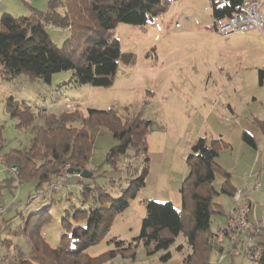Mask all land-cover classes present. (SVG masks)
Segmentation results:
<instances>
[{"label": "rangeland", "instance_id": "obj_1", "mask_svg": "<svg viewBox=\"0 0 264 264\" xmlns=\"http://www.w3.org/2000/svg\"><path fill=\"white\" fill-rule=\"evenodd\" d=\"M261 13L264 19V5ZM181 17L190 20V23H184L186 30L175 29V23ZM192 27L201 28V31L187 36ZM49 32L59 47L69 37V32L65 30L50 28ZM113 33L121 43L123 57L119 63L118 76L109 88L74 86L70 83L71 71L53 75L50 83L30 79L27 75L14 81L0 78L2 157L12 150L27 151L34 136L31 128H19V120L7 111L6 104L11 97L26 103L37 115L70 111L87 115L89 110H97L116 111L119 116H128L139 112L151 122L146 140L147 152L137 153L130 149L119 159L118 169L106 162L107 154L115 146L112 131L105 126H97L98 130L94 131L95 148L87 169L92 177L71 175L67 167L65 172L56 177L58 181L59 177L61 181L65 179L63 192L58 191L54 195L55 202L47 213H37L31 217L32 212L51 203L49 199L43 203L42 197L29 201L36 194L34 183L22 182L20 189L15 185L5 191L0 203L7 210L5 221L11 230L7 227L0 234L3 240L9 237L11 242L2 243L0 250L7 258L3 259L7 264L19 259V255L26 258L29 246L23 230L28 220L36 225L42 222V236L52 247L57 248L62 236L68 232L63 226V219L67 218V223L75 227L86 225L87 220H76L74 215L82 206L85 209L99 208L102 204L99 194L104 189L113 199L120 198L131 183V162L136 169L132 176L134 180L147 169L146 186L138 191L136 198L123 212L116 214L110 231L102 241L88 248L90 256L117 249L114 239L132 242L140 237L146 215L145 202L172 201L180 209V189L173 186L169 188L170 195L160 196L158 193V190H164L167 194L165 182L177 179V176L173 173V176H152L155 172L169 171L170 168L178 173L184 169L186 152L180 139L185 142L183 146L187 144L188 147L200 138L209 141L222 139L231 143L228 152H238L243 131H247L256 139L258 146V150H250L259 151L264 159V84L259 79V70H264V34L261 31L220 35L214 29L211 0H170L168 9L149 19L145 26L119 24ZM41 118L39 116L37 121ZM165 126L169 128L166 152L162 150L164 137H156L155 133ZM151 132L154 133L151 135ZM174 140H177L180 149L175 150ZM190 152L188 150L187 155ZM223 159L226 161L228 158L225 156ZM7 166L9 164L5 159V164H0V179L5 180L10 176L15 179ZM259 178L248 189L255 183L259 185L262 192L253 194L256 199L252 201L253 207L258 206L259 213L264 216V183ZM111 180L114 182L111 183ZM223 181L224 178L217 176L214 183L216 189H220ZM84 185H91V194L85 195ZM97 186L100 190L96 189ZM222 201L230 203L232 199L226 195L216 199L218 203ZM223 223L224 218L215 214L212 230L217 231ZM0 225H3V216ZM260 237L256 236L257 239ZM170 252L171 258L163 261L165 251L149 254L144 243H141L134 251V258L118 255L109 264H184V258L191 253V249L183 233L176 238ZM211 262L250 264L244 254L231 256L227 252L221 255L216 249L211 254Z\"/></svg>", "mask_w": 264, "mask_h": 264}, {"label": "trees", "instance_id": "obj_2", "mask_svg": "<svg viewBox=\"0 0 264 264\" xmlns=\"http://www.w3.org/2000/svg\"><path fill=\"white\" fill-rule=\"evenodd\" d=\"M228 1L230 5L219 6L211 0L214 18L231 17L249 3V0ZM253 1L256 0L250 2ZM169 5L170 0H50L45 11H36L32 16L15 17L5 13L0 18V78L14 81L27 75L30 79L50 83L53 75L71 71L70 83L74 86L109 88L114 84L123 57L121 43L113 33L115 28L119 24L145 26L149 19L164 13ZM50 28L69 32L62 47L53 42ZM259 79L264 84L263 69L259 70ZM6 108L12 117L19 120L18 127L31 128L34 136L27 151L12 150L4 154L3 159L10 167L18 168V185L22 182L35 184L36 194L29 201L42 197L43 203L46 199L51 202L32 212L31 217L47 213L55 202L54 195L58 191L63 192L64 180L60 182L56 177L67 167L81 171L89 168L97 126L109 128L115 140V146L106 157L110 166L118 169L119 159L130 149L137 153L147 152L146 140L151 122L139 112L128 116H119L116 111L97 110H89L87 115L77 111L37 115L26 103L13 97L8 99ZM39 116L42 118L37 121ZM242 139L257 149L252 134L244 131ZM1 142L0 137V152L3 148ZM227 146L228 143L222 139L209 141L200 138L194 143L186 160L189 173L180 189L181 209L178 210L171 202H145L142 231L140 237L132 242L114 239L117 249L98 256L87 253L88 248L100 243L110 231L116 214L123 212L138 191L146 186L147 169L134 180L132 176L136 169L131 162V183L123 195L113 199L104 189L99 194L102 202L99 208L85 209L82 206L74 218L87 220L86 225L75 227L67 223V218L63 219L68 232L62 236L57 248L42 236V222L36 225L28 220L23 231L29 251L26 258L19 255L17 259L15 256L12 264H109L118 255L134 258V251L141 243L149 254L165 251L162 260L168 261L172 256L170 248L181 233L191 249L183 263L212 264L213 250L220 253L226 250L218 241V234L212 230L213 217L221 212L216 199L221 195L234 197L238 191L231 183L230 174L217 161ZM217 176L224 178L219 190L214 185ZM84 189L85 195L93 190L91 185H84ZM96 189L100 190L98 186ZM244 191L248 196L252 192L249 189ZM250 202L252 215L251 199ZM249 226L252 251H245L242 243H229L228 246L238 252L229 253L231 256L244 254L250 264H264V243L253 242L254 232L260 229L255 224L252 226L251 219ZM3 242L11 240L1 239L0 244Z\"/></svg>", "mask_w": 264, "mask_h": 264}, {"label": "crops", "instance_id": "obj_3", "mask_svg": "<svg viewBox=\"0 0 264 264\" xmlns=\"http://www.w3.org/2000/svg\"><path fill=\"white\" fill-rule=\"evenodd\" d=\"M250 1L251 0H249V2ZM49 2H50V0H0V18L5 13H9L15 17L32 16L33 14H35L36 11H45L48 7ZM188 22L190 23V21H188ZM184 30H186V27ZM199 31H201V28L196 29V28L192 27V28H190L189 32H187V36H191L192 34H195ZM255 31H258V30H255ZM117 76H118V73H117ZM167 127L168 126H165L164 129H159L155 132L156 137H162V136L164 137L162 150H164L165 152H166L165 149L168 146L167 140L169 137V135H168V133H169L168 129L169 128H167ZM153 133L154 132H151V135ZM176 141L174 140L173 143H174L175 150H178L181 147H178V143H176ZM180 142H181L180 143L181 146L185 150L184 152H186L185 156H184V158H185L184 160L186 161V157L188 156L187 152H188V150H191L192 146L194 145V143L196 141H194V143H192V145L190 147H188L187 144H184V146H183V143H185V142H183L181 139H180ZM151 144H152V142H151ZM228 145L229 146L222 149V151H223V152L221 151L222 153L220 152L219 157H218V159H219L218 163L225 171H227L230 174V176H231L230 179H231V183L233 184V186L238 190H247L249 188V186L252 185V182L257 179L258 176L260 177L259 180L263 184L264 183V159H263V156L259 153V151L254 152L253 150H250V149H254V148L247 145L243 141V139H242V142L239 144L238 152L237 151L228 152L229 149H231L230 148L231 143H228ZM257 148H258V146H257ZM159 150H161V149H159ZM254 150H258V149H254ZM225 153H226V155H225ZM225 156L228 158L226 161L223 159V157H225ZM186 163L187 162H185L184 169H180L179 173L176 170H172V168H170L169 171H165V172H161V173L155 172L153 175L151 174L152 176H173L172 175V173H173L174 176H177V179H174V180L169 179V181L165 182L167 185V191H168L167 194L165 193L164 190H158V193L160 194V196L170 195V189L169 188H172L173 186H175V188H177V189H181L182 183L189 173V167L187 166ZM151 168H152V166H151ZM167 172H168V174H166ZM164 174H166V175H164ZM171 180H172V182L170 183ZM15 185H17V188L20 189L21 185H18V182L16 181V179H13L12 176H10L8 179H5V180L0 179V197L3 196V193H5V191H8V190L14 188ZM153 186L156 187V185H153ZM260 190L261 189L259 188L258 191H255V192L252 191L249 193V198L251 199V201L256 199V198H254L255 197L254 195L261 194L262 191H260ZM230 198L232 199V202H230V203H228V202L225 203L223 201H222V203L217 202L221 206L220 207V210H221L220 215L224 218V223L222 226L218 227L217 231H214L215 233H217L221 228L225 227L226 221H227V216L231 212V210L234 208V205H235L234 197H230ZM169 202H172V201H169ZM173 205H174V203H173ZM181 205H182V201H181ZM0 206L3 207L1 203H0ZM180 209H178V210H180ZM252 209H253V211H252V215L250 218L251 224H252V226L254 224L257 225L258 228L260 229L258 232H256V231L254 232L253 242L255 244L256 243H264V224H263L264 216H261V213H259L260 208L258 206H255ZM5 212L3 214V225H0V232L5 230V229L7 230V226H9V231L11 230L9 223H7L5 221ZM256 236H261V237L257 239ZM0 238L2 239V235L0 236ZM223 245L226 247V250L223 253H221V255H224L227 252H230V253L232 252L231 254L237 252L236 248H234L235 249L234 250L232 246H228L227 244H224V243H223ZM4 257H5L4 253L0 250V260L1 259L7 260V258H4Z\"/></svg>", "mask_w": 264, "mask_h": 264}, {"label": "built area", "instance_id": "obj_4", "mask_svg": "<svg viewBox=\"0 0 264 264\" xmlns=\"http://www.w3.org/2000/svg\"><path fill=\"white\" fill-rule=\"evenodd\" d=\"M214 3L219 6L230 5L228 0H214ZM264 5V0H256L247 3L240 11L231 17L214 18V29L223 36L231 34H243L245 32L259 30L264 34V19L261 13V8ZM187 20L181 17L175 23V29L184 30V23ZM0 164H5V161L0 152ZM7 169L15 179H18L19 171L17 167H8ZM62 178L59 177L61 182ZM65 180V179H63ZM250 188L252 191H258L257 183ZM6 210L0 206V224H2V216ZM251 216L250 198L244 190H238L235 196V206L227 216L226 226L219 231L218 241L229 245L242 243L245 251H252V242H250V226L249 219ZM0 264H7L3 259Z\"/></svg>", "mask_w": 264, "mask_h": 264}, {"label": "water", "instance_id": "obj_5", "mask_svg": "<svg viewBox=\"0 0 264 264\" xmlns=\"http://www.w3.org/2000/svg\"><path fill=\"white\" fill-rule=\"evenodd\" d=\"M69 173L70 174H79L82 178L92 177V173L88 172L87 170L81 171V170H77V169H70Z\"/></svg>", "mask_w": 264, "mask_h": 264}]
</instances>
